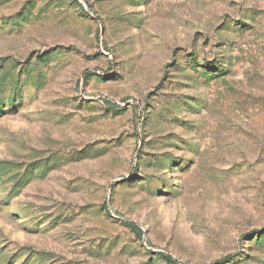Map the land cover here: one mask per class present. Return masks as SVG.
I'll return each mask as SVG.
<instances>
[{
    "label": "rangeland",
    "instance_id": "1",
    "mask_svg": "<svg viewBox=\"0 0 264 264\" xmlns=\"http://www.w3.org/2000/svg\"><path fill=\"white\" fill-rule=\"evenodd\" d=\"M0 264H264V0H0Z\"/></svg>",
    "mask_w": 264,
    "mask_h": 264
}]
</instances>
